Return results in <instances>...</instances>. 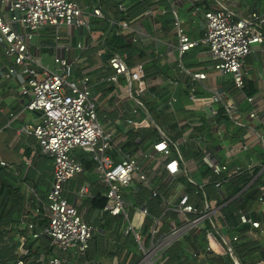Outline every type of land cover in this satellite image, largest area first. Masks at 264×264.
Returning <instances> with one entry per match:
<instances>
[{"label": "built area", "instance_id": "1", "mask_svg": "<svg viewBox=\"0 0 264 264\" xmlns=\"http://www.w3.org/2000/svg\"><path fill=\"white\" fill-rule=\"evenodd\" d=\"M216 9L204 10L205 31L201 38L190 39L184 32L178 18L174 19V30L177 36V49L180 54L193 47L205 45L208 48L210 58L214 62V69L219 75L230 79L237 95L251 105L247 117L258 123L264 124L258 111L253 105L254 97L244 93L245 87V59L259 47L264 51V13L252 10L246 16H239L225 1L213 0ZM120 9L124 10L123 4ZM199 8H195L198 12ZM155 9L149 8L144 16L154 17ZM90 17L97 20L105 19L101 9L96 4L80 5L76 0H0V77L17 83L18 92L28 98L24 109L40 113L39 122L36 124L23 123L16 131L17 134L33 135L40 146L43 154L53 161V176L51 186L46 194V209L48 222L41 231H37L34 223H29L30 236L37 239L46 236L51 243L60 251L72 250L74 253L85 256L94 227L86 222L80 215L77 205L88 192V185L81 186L75 192L74 202H69L66 190L67 183L74 175L83 171V165L71 155L75 149H82L89 153L95 164L99 180L105 185L104 197L106 204L101 214H107L114 218L121 217L124 221L121 233L130 237L142 252V258L133 264H163L166 248L175 242L184 232H197L201 221L211 218L212 229L206 233V251L218 255L229 254L235 264H239L234 256L233 242L239 240L238 234L227 235L225 229H231L232 225L224 222L220 228L212 221V211H218V218L224 220L220 211V205L215 201L210 204L204 192V185L196 188L193 192L202 200L203 209L190 203L189 194L182 192L178 196L174 193L163 195L160 187L152 186L151 181L139 163V157L151 159L150 154H133L124 151L115 141V134L105 130L98 120L97 97L92 96L91 80L86 74L81 77L74 76V65L64 58L55 57L54 67L47 68L35 62L29 52V42L35 34L47 26L58 29L61 26L91 29ZM123 34H128L132 41H136L134 34H139L131 22L121 20L118 22ZM140 35V34H139ZM143 35V33H142ZM80 46V45H78ZM111 73L101 76L100 82H107L114 87H121V81H126L127 96L132 100L131 112L145 111L144 99L150 94V84L146 80L144 63L141 61L127 64L118 54H113L106 59ZM205 73L191 72L193 79L205 78ZM195 106H211L221 102L229 118L240 124L243 118L238 111L235 97L227 100L214 91L209 97H191ZM134 129L149 126L147 120L135 121L127 119ZM244 126V125H242ZM247 137H254V144L261 146L264 153V131L259 132L253 124L245 125ZM264 129V127H262ZM253 145V144H252ZM241 142L240 150L245 151L252 146ZM175 144L163 138L156 141L152 149L163 156L164 167L169 176L176 174L183 162L181 156L171 158ZM117 154L115 160L111 153ZM202 162L208 167L213 176H217L213 185L222 191L227 178L235 173L251 169L237 166L230 172L227 162H220L213 153L206 148L202 150ZM162 160V161H163ZM5 161H0V166H6ZM262 174L264 183V164L261 165L256 176ZM227 175V178H224ZM230 175V176H229ZM254 177L252 180L256 179ZM136 180L145 187H150V201L156 197L161 200L164 208L160 218H153L154 223L150 229V244L142 242L141 234L129 219L126 211L127 204L124 199V190L131 182ZM260 184V195L256 199L257 212L264 216V184ZM167 211L173 212L183 220L180 225L170 222V231L159 227ZM220 211V212H219ZM141 217L149 214L145 205L140 207ZM188 214L195 217L186 221ZM101 215V216H102ZM238 225L247 226L244 234L254 240L264 243V221L252 217L251 212L239 210L237 212ZM185 222V223H184ZM220 231V232H219ZM156 235L159 237L157 238ZM28 253L10 262L0 264H62L58 256H40L37 259L24 258ZM192 257L196 256L191 252ZM158 259H162L157 262ZM129 258L124 264H129ZM96 264H99L98 262ZM255 264H264L259 259Z\"/></svg>", "mask_w": 264, "mask_h": 264}, {"label": "crops", "instance_id": "2", "mask_svg": "<svg viewBox=\"0 0 264 264\" xmlns=\"http://www.w3.org/2000/svg\"><path fill=\"white\" fill-rule=\"evenodd\" d=\"M76 1L82 6L96 4V0ZM150 1L154 2L150 7L155 9L154 17H150V19L144 17L132 23L140 34H134L135 38L143 46L148 47L147 54L150 53V63L157 65L153 72L155 76L150 77L148 80L150 94L144 99L145 111L139 110L137 113H132V102L128 96L120 95L117 88L112 84L99 81L101 76L111 73V69L106 63L105 50L100 45L103 32L99 29L94 30V24L92 30L90 29L89 31L85 28H70L67 26H61L58 29L51 26L42 28L29 42V52L35 62L47 68H50L51 65L54 67V58L60 57L73 62L74 76L88 75L91 80V89L95 87L98 89L97 99H101L98 106L99 110L110 111L116 118L115 122L106 121L108 127L105 130L114 132V138L118 146L124 151H129L136 155L139 153L152 155L151 159L141 155L138 160L152 186L160 187L162 194L165 196L169 193H174L178 196L182 192H187L190 203L194 204L200 211L203 209L202 200L193 192V185L189 180L196 184V188L199 185H204L203 189L205 193L207 191V199L210 204L214 205L215 201L220 203L227 196L226 191H219L213 185L214 177L201 159L202 150L206 148L213 153L218 161L227 162L231 173L236 165L243 168L263 165L264 162L260 158L264 156L262 148L260 145L254 144L253 136L247 137L245 125L253 124L261 132V130L264 131L262 129L264 124L247 117V112L250 110L251 105L241 95H237V91L233 88L230 79L219 75L214 67L213 69H208L209 64L213 60L210 58L207 46L193 47L183 54H180L177 49L178 42L173 25L175 14L188 37L190 39H198L203 36L205 31V19L202 12L207 9H216L217 5L214 1ZM221 1L227 2L239 16H246L252 10L264 13V0ZM196 7L199 8L198 12H195ZM52 30H54V36L49 39V33ZM141 62L143 61L141 60ZM244 67V93L254 97L253 105L258 111L260 119L264 122V51H260L258 46L255 47L254 51L246 57ZM191 72L205 73L206 76L203 79H193ZM196 83L200 85L202 92L208 94H191L188 90L191 89L194 92ZM214 91L224 100L235 97L238 111L243 115L240 124H235L229 118L221 102H216L211 106H195L193 104L191 97H209ZM27 100V97L19 94L16 82L4 80L0 77V161H5L7 164L0 167L7 168L13 172L18 177L17 184L21 185L26 193L25 206L17 214L18 225L13 224L12 227L10 223L2 225L3 238L1 245L5 249V253L8 254V256L6 255L0 259L2 262L13 261L23 255L25 251L32 255L28 257L30 259H37L42 255L58 256L54 253L53 244L48 237L40 236L37 239H32L28 228L29 223H34L36 230L39 231L40 229L41 231L48 222L45 198L51 186L53 161L47 155L42 154L38 141L33 135H19L16 133L23 123L36 124L39 122V112L24 109ZM221 109L227 119L220 120L218 118ZM155 110L158 112L164 111L172 117L170 122L165 119L161 121V123H164V130L153 116V111ZM128 114H132L133 118L126 117ZM127 119L135 121L147 120L149 126L134 129L131 124L126 122ZM147 128L154 129L157 132L156 136L150 139V146L147 149H130L125 146L129 138L130 129L143 130ZM234 130L240 131L239 135L241 138L237 137L233 141L230 137ZM163 138L170 140L176 145L172 149L171 158L182 157L177 151V146L181 142L187 143V150L191 154L186 159L182 157L183 162L179 164L180 170L173 176H169L167 170H165L163 156L152 149L153 144ZM138 140L136 139V141ZM241 142L253 144L248 150L255 152L258 157L247 158L246 152L248 150H240ZM111 155L115 160L118 159L117 154L114 152ZM78 156L74 155L73 157L79 160ZM153 160L157 161L159 165L151 164ZM82 172L87 178L86 183L81 184L77 179L76 181L79 183L76 185L78 189L81 186L88 185V192L86 195L87 204L81 209L80 215L86 222L94 225L102 214L101 211L92 210L89 202L97 194L104 196L105 191L93 189L88 183L92 179L99 180L95 164L88 169L83 167ZM184 179L187 182L185 184L182 182ZM173 183H175V186H172ZM67 188H69V182ZM44 189L46 192L40 195L39 191ZM90 213H92V216L88 219ZM211 214L213 217L212 221L220 228L224 220L218 218V211L214 210ZM103 216L105 215L103 214L101 217ZM186 217H190L188 218L190 221L195 215L188 214ZM180 222L183 223L181 218ZM199 225L201 228L202 223ZM193 230L192 232H194ZM210 230H213L212 224L208 231ZM106 233L102 232L104 236ZM113 246H115L113 242L109 243L105 248L104 254L89 259L69 250L70 252L68 253L64 252L65 261L67 264H96L97 262L99 264H124L129 258V264L136 263L133 262L131 254L124 260L116 254L111 256V247ZM10 256H13V259ZM209 256L220 255L211 252ZM58 257L61 258L60 256ZM81 257L83 258L82 263L79 261Z\"/></svg>", "mask_w": 264, "mask_h": 264}, {"label": "trees", "instance_id": "3", "mask_svg": "<svg viewBox=\"0 0 264 264\" xmlns=\"http://www.w3.org/2000/svg\"><path fill=\"white\" fill-rule=\"evenodd\" d=\"M120 4H123L125 7L124 10L120 9ZM153 4L154 2H151L150 0H96V5L103 12L105 19L96 20L93 23L95 25L94 30L99 29L103 32L100 39V45L105 50L107 57H110L113 54H118L126 61L127 64L131 65L132 63L141 61L148 55V47L143 46L138 39H136V41H132L128 34H123L118 22L125 20L133 23L139 19H143L144 17L149 18L144 16V13ZM218 118H220V120L227 119L222 109L219 112ZM239 132L240 131L238 130H234L232 136L230 137L231 140L234 141L237 137L241 138ZM156 133V130L150 128L143 130L130 129L129 138L125 146L130 149H147L150 146V139L156 136ZM136 139L139 140L136 141ZM246 153L247 158L252 159L258 157L255 155V152L253 153L251 150H248ZM260 158L264 162V156L263 158ZM78 159L86 169L92 167L94 164L91 157L85 154L78 156ZM260 167L261 165L252 167L249 170L235 173L229 178H227V175H224V178H227V180L223 184V189L226 191L227 196L224 201L218 204L221 206L224 222L232 225V228L228 230V234L239 235V240L233 242L232 245L234 249V256L239 264H255V262L259 259L264 260V243L246 236L244 234V230L247 229V226L238 225L237 218V212L242 210L244 212L250 211L253 218L264 221L263 214L257 212L258 206L256 203V199L261 193L259 186L263 182L262 174H260L244 192L235 197L256 176ZM213 177L214 180L220 178L217 176ZM17 179L18 177L9 169L0 167V259L6 255L8 256V254L5 253V249L1 245L3 238L2 225L6 223H10L11 227L13 224L18 225V211L25 206L24 203L26 193L24 192L22 186L17 184ZM135 186H137L135 190L136 196H142L145 200H148L142 205L147 207L148 202H154L156 207H162L159 197L150 201V187H145L139 183H136ZM130 193H132V191H130ZM126 199H129V197L126 196ZM230 199L232 200L228 202ZM89 204L92 210L101 211L106 204V198L101 194H97L90 200ZM105 216L108 215L106 214ZM105 216H100L98 219L96 230L97 234L92 238L84 258L89 259L104 254L105 248L109 243L106 241L102 232L113 233V231H116V226H114V224L120 225V220L117 218L111 216L113 218L112 221L106 219ZM210 219L211 218H205L201 222L202 225L199 231H186L177 241L171 243L165 250V259L163 264H235L233 258L228 253L223 257H213L209 256L210 252L206 251V232L211 227ZM120 234V230L117 234H113V244H115V246L111 247V256L116 254L119 258L124 260L127 256H125V254L128 250V242L124 241L125 239L121 240ZM130 241L133 242L132 240ZM192 251L196 253L195 257H192ZM122 254L123 256H121ZM140 254L142 253L140 252ZM30 256L32 255L28 253L23 257L28 258ZM12 257L11 259H13Z\"/></svg>", "mask_w": 264, "mask_h": 264}, {"label": "rangeland", "instance_id": "4", "mask_svg": "<svg viewBox=\"0 0 264 264\" xmlns=\"http://www.w3.org/2000/svg\"><path fill=\"white\" fill-rule=\"evenodd\" d=\"M89 20L91 21V30H92L93 23L97 19L94 18V17H90ZM52 36H54V30H52L51 33H49V39H52ZM142 61L144 62L145 76H146V80L148 81L150 79V77L155 76L153 72H154V70H155V68H156L157 65L155 63H150V53H148V55L146 57H144L142 59ZM52 66L53 65L50 66L51 69L53 68ZM213 66H214V62L212 61L211 64H209L208 69H213ZM243 69H245V67ZM120 85H121V87H116L117 90H118V92H119V94L122 95V96H124V97L127 96V93L124 92L123 89H122L123 88L122 86H124V88H125L126 81L122 80ZM188 91H190V93L191 94H194V95H206V94H208V93L202 92L200 90V85L198 83H196L194 85V92H192L191 89H189ZM97 93H98V89L96 87L93 88L92 89V96L93 97H97ZM100 100L101 99L95 100L96 105H97L98 120L101 123L102 127L104 129H106V127H108L106 121L108 120L110 122L111 121L112 122H115L116 121V118L114 117V114L112 112H110V111H107V110L106 111L99 110L98 106H99V103L101 102ZM130 101L132 102V100H130ZM148 111H149V117H150V106L148 108ZM155 111H153V116L158 121V123H160V125L162 126V129L164 130L165 129L164 126H163L164 123H161V121L163 119H165L167 122H170L172 117L170 116V114H168V113L166 114L164 111H161V112H158L157 110H155ZM194 111H196V110H194ZM128 116L133 118V115L132 114H130V115L128 114L126 117H128ZM186 145H187V143L181 142L177 146V151L182 155L183 159H186V158H188L191 155L190 154V151L187 150L188 145L187 146ZM81 154L88 155L89 157L91 156L89 153H86L82 149H79V148L78 149H75L73 151V153H71V155H73V156L74 155H79L80 156ZM152 163L155 166L156 165H159V163L157 161L155 162V160H153L151 162V164ZM77 179H78V181H80L81 184L82 183L85 184L86 183V180H87L84 172H82V173H79V174L74 175V177L71 178L70 181H68L69 182V188H67L68 182L65 183V185H64V189L67 191L66 194H67V197H68L69 202H72L73 200H75V192H77V190H78V187H77L78 184L77 183H79L78 181H76ZM182 182H184V184L187 183L185 179ZM88 183L91 185V187L93 189H96V190L98 189V190H101V191H106L105 185L102 182H100L98 179H95V180L92 179ZM136 183L137 182L135 180H133L131 182L130 186L127 189L124 190L125 200L127 201L128 204L130 203V205L126 206L125 208H126V211L129 214L130 221L135 226V229L141 234L142 242L145 245L149 246V244H150V229H151V226L154 223L153 218H160V216L162 215V212H163L164 208H162V207H156L155 206L156 204L154 202H150V203L148 202L147 207H148V210H149V214L146 215L144 218H142L141 217V214H140V207H141V205L143 203L147 202L148 200L147 199L145 200L142 196H138V197L136 196V194H135V190L137 188V186H135ZM172 186H175V183H173ZM45 189L43 191L40 190L39 191V194L40 195L44 194L46 192ZM130 191H132V193H130ZM86 195L87 194H85V196L82 198L81 204L80 205H77V209H78L79 213H80L81 209L84 207V205L87 204ZM126 196L129 197V199H126ZM91 216H92V213H90L88 215V219ZM105 218L113 221V218L111 216H109V215L108 216H105ZM188 218H190V217H188ZM188 218H186L187 221H189ZM117 219L120 220V225L119 224H114V226H116V228H115L116 231H113V233L107 232L105 234V236H104L105 239H106V241H108V243H112L113 242V238H114V235L113 234H117L119 232V230L121 232V229L120 228L124 224V221L121 220V217L120 216L117 217ZM171 221H174L178 225L181 224L180 218H179V216L177 214H175L173 212H170V211H167V213L165 214V216L163 217V219L159 222V227H161L165 231H170V229H171L170 222ZM97 222L94 225L92 224V226L94 227V231H93L92 237H91V239L89 241V244H90L92 238L97 234V232H96V230H97ZM39 231H40V229H39ZM225 231H226L227 235L229 236L230 233L228 234V229H225ZM120 236H121L120 237L121 240H124L125 239L124 241H127L128 242V250H127L125 256L126 255L129 256L131 254L132 257H133V262L139 261L142 258L143 254H140V252L138 251L137 246L135 245V243L130 241L132 239L130 237L124 236L122 233L120 234ZM156 237L158 238L159 236L156 235ZM259 241L263 243V241H261V240H259ZM52 249L55 251L54 253H56L58 256L61 257L60 259L62 261V264H67L66 261H65V253H68L70 251L68 250V251H65V253H64L63 251L58 250L57 247H55L54 245H52ZM121 256H123V254ZM220 256L223 257L224 255H220ZM213 257H216V256H213ZM161 260L162 259H158L157 262H160ZM79 261H80V263H82L83 262V258L81 257L79 259Z\"/></svg>", "mask_w": 264, "mask_h": 264}, {"label": "water", "instance_id": "5", "mask_svg": "<svg viewBox=\"0 0 264 264\" xmlns=\"http://www.w3.org/2000/svg\"><path fill=\"white\" fill-rule=\"evenodd\" d=\"M258 175H259V174H258ZM256 177H257V176H256ZM252 182H253V180L250 181V183H252ZM250 183H249V184H250ZM249 184H248L245 188H243V189H242V190H241V191H240L235 197H237V196L240 195L242 192H244V191L249 187ZM235 197H234V198H235Z\"/></svg>", "mask_w": 264, "mask_h": 264}]
</instances>
